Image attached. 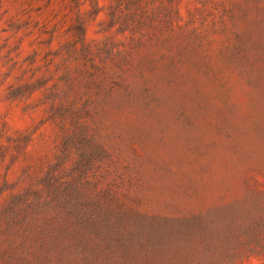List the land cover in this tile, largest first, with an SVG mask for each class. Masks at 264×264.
I'll list each match as a JSON object with an SVG mask.
<instances>
[{"label": "rangeland", "instance_id": "obj_1", "mask_svg": "<svg viewBox=\"0 0 264 264\" xmlns=\"http://www.w3.org/2000/svg\"><path fill=\"white\" fill-rule=\"evenodd\" d=\"M115 5L0 0V264H161L117 238L264 210V0H152L134 32ZM199 234L172 250L264 264Z\"/></svg>", "mask_w": 264, "mask_h": 264}, {"label": "trees", "instance_id": "obj_2", "mask_svg": "<svg viewBox=\"0 0 264 264\" xmlns=\"http://www.w3.org/2000/svg\"><path fill=\"white\" fill-rule=\"evenodd\" d=\"M114 1H116L115 11L119 10L131 19L130 22L128 21L129 19L121 21L119 28L122 31L130 30L134 32L139 27V24L142 23L140 18H149L152 0H129L126 3L124 0ZM90 2L93 5L94 12H98V0H90ZM173 3L174 0H169L170 7L173 6ZM127 10L130 12L129 14H127ZM113 12L110 13V22L112 25L119 21L116 20L118 19V15ZM75 29L74 35L76 42L79 41L85 44L84 26L78 22ZM257 214L259 215L257 216ZM141 230L143 232L141 238L132 230L127 231L126 235L122 234L117 238L128 261L132 258L138 259V256H135L136 252L131 249L133 247L131 244L136 239L140 243L141 249H143L142 252L147 251L148 247L152 246L155 249L156 255L159 256L161 264H194L195 261L198 264L208 256L207 253L202 258H196L193 254L172 250L173 247H171L170 241L175 240L178 233L182 231L200 233L199 235L203 237L201 240L206 242V248L209 250H218L220 257L234 254L239 255L241 253H248L250 255L257 252L260 248H264V210L260 212H255L252 208L244 210L234 219L230 220V222L226 223L224 230L219 228L215 232L210 231L209 234H202V232L212 230V228L209 227L206 221L199 217H195L193 221H173L165 218L164 223L157 221L156 224L152 223L150 231L144 232L143 229ZM212 257H208V260L213 261L215 253L212 254ZM216 258L219 259L217 255ZM140 264H151V260L148 257H143Z\"/></svg>", "mask_w": 264, "mask_h": 264}]
</instances>
